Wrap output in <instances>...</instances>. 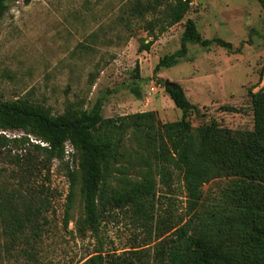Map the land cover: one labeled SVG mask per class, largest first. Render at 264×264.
Masks as SVG:
<instances>
[{
	"label": "rangeland",
	"instance_id": "obj_1",
	"mask_svg": "<svg viewBox=\"0 0 264 264\" xmlns=\"http://www.w3.org/2000/svg\"><path fill=\"white\" fill-rule=\"evenodd\" d=\"M187 19L195 22L203 39L228 42L233 51L215 44L188 45L177 65L155 73L160 58L179 50ZM165 80L178 84L197 108L188 117L193 132L212 122L232 133L252 132L250 94L264 90V12L258 1L17 0L8 2L0 20L2 101L25 100L60 115L73 109L89 111L100 99L104 119L150 112L156 125H162L178 121L182 114L165 92ZM6 132L10 138L24 136ZM126 145L132 168L124 177L139 180L145 169L136 162L137 145ZM17 153L22 154L13 146L0 149V188L6 191L15 185ZM68 170L76 174L70 199ZM152 173L155 221L187 222V199L177 171L172 172L170 189ZM235 179L221 176L202 186L200 220L207 223L210 213L223 209L220 201ZM36 182L48 193L43 234L32 250L23 243L7 249L0 234V264H77L92 255L96 240L77 233L83 217L81 178L78 154L68 143L48 171L40 169ZM101 236L104 248L117 254L153 245L130 209L112 210L102 223Z\"/></svg>",
	"mask_w": 264,
	"mask_h": 264
},
{
	"label": "trees",
	"instance_id": "obj_2",
	"mask_svg": "<svg viewBox=\"0 0 264 264\" xmlns=\"http://www.w3.org/2000/svg\"><path fill=\"white\" fill-rule=\"evenodd\" d=\"M10 1L17 0H0V20ZM257 1L264 12V0ZM170 19L175 21L173 13ZM213 44L233 51L228 42L203 39L195 22L187 19L179 50L160 58L154 72L177 65L186 56L188 45L207 48ZM132 92L140 96L137 89ZM165 92L182 114L178 121L162 125H156L150 112L104 119L100 99L89 111L73 109L60 115L25 100H0V131L24 135L10 138L0 134V149L13 146L22 153L13 155L14 187L10 191L0 188V234L8 242L5 247L23 243L32 250L42 236L48 193L36 177L40 169L48 171L49 163L62 157L68 143L79 158L83 217L77 233L97 242L92 255L77 264H264V90L250 94L254 129L240 134L215 122L193 132L188 117L197 108L178 84ZM132 141L137 145L136 162L145 169L139 180L124 177V171L132 168L126 149ZM152 171L168 189L172 172L177 171L187 199V222L155 221ZM229 175L236 179L220 201L223 209L210 213L209 222L204 223L197 217L202 186ZM67 179L70 199L75 172L68 170ZM114 209H130L153 245L146 243L120 254L106 250L101 226Z\"/></svg>",
	"mask_w": 264,
	"mask_h": 264
},
{
	"label": "water",
	"instance_id": "obj_3",
	"mask_svg": "<svg viewBox=\"0 0 264 264\" xmlns=\"http://www.w3.org/2000/svg\"><path fill=\"white\" fill-rule=\"evenodd\" d=\"M167 88L175 89V84L170 83L169 81L165 80L164 81V89H167Z\"/></svg>",
	"mask_w": 264,
	"mask_h": 264
},
{
	"label": "built area",
	"instance_id": "obj_4",
	"mask_svg": "<svg viewBox=\"0 0 264 264\" xmlns=\"http://www.w3.org/2000/svg\"><path fill=\"white\" fill-rule=\"evenodd\" d=\"M0 134L1 135H4V136H6V137H9V135H7V132L6 131H0ZM22 135V134H21ZM13 137H15V136H13ZM19 137V136H18Z\"/></svg>",
	"mask_w": 264,
	"mask_h": 264
}]
</instances>
